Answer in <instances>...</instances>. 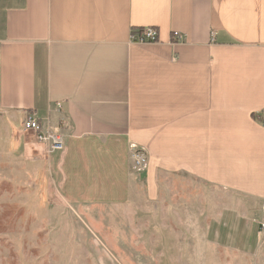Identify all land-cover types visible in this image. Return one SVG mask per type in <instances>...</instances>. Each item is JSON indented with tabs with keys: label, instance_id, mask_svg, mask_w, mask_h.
Listing matches in <instances>:
<instances>
[{
	"label": "crops",
	"instance_id": "crops-1",
	"mask_svg": "<svg viewBox=\"0 0 264 264\" xmlns=\"http://www.w3.org/2000/svg\"><path fill=\"white\" fill-rule=\"evenodd\" d=\"M0 110L60 127L67 198L141 207L207 264L254 218L240 198L264 208V0H0Z\"/></svg>",
	"mask_w": 264,
	"mask_h": 264
},
{
	"label": "rangeland",
	"instance_id": "rangeland-1",
	"mask_svg": "<svg viewBox=\"0 0 264 264\" xmlns=\"http://www.w3.org/2000/svg\"><path fill=\"white\" fill-rule=\"evenodd\" d=\"M50 156L24 131L22 116L0 110V264H195L180 255L188 239L173 238L172 227L164 238L157 218L143 217L141 207L67 198ZM130 166L145 170L134 161ZM239 202L254 213L244 238L230 232L223 239L227 246L209 255L207 264H257V257L264 258V208L251 206L248 197Z\"/></svg>",
	"mask_w": 264,
	"mask_h": 264
},
{
	"label": "built area",
	"instance_id": "built-area-1",
	"mask_svg": "<svg viewBox=\"0 0 264 264\" xmlns=\"http://www.w3.org/2000/svg\"><path fill=\"white\" fill-rule=\"evenodd\" d=\"M174 40L183 38V34L178 31L172 33ZM159 31L154 26L135 28L131 32V41L137 44L155 43L159 41ZM61 106V103H58ZM23 129L32 134L36 141L43 144L48 152L63 151L66 145L65 134L60 127L51 124L45 125L43 120L36 113H29L23 120ZM135 166L142 170L148 165L147 153L136 145L131 146ZM264 227V224H263Z\"/></svg>",
	"mask_w": 264,
	"mask_h": 264
}]
</instances>
